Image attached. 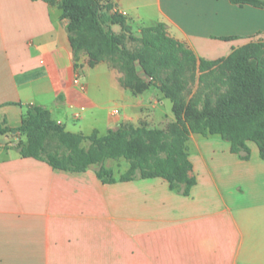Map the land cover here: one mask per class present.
Wrapping results in <instances>:
<instances>
[{
  "label": "crops",
  "instance_id": "obj_1",
  "mask_svg": "<svg viewBox=\"0 0 264 264\" xmlns=\"http://www.w3.org/2000/svg\"><path fill=\"white\" fill-rule=\"evenodd\" d=\"M60 2L0 0V120L19 127L41 106L87 137L138 121L140 101L107 65L82 57L75 69ZM111 3L139 31L167 25L198 59L264 40V9L229 0ZM248 147L246 160L220 136L191 134L196 185L183 195L163 179L104 184L95 167L63 172L0 146V264H264V160Z\"/></svg>",
  "mask_w": 264,
  "mask_h": 264
},
{
  "label": "trees",
  "instance_id": "obj_2",
  "mask_svg": "<svg viewBox=\"0 0 264 264\" xmlns=\"http://www.w3.org/2000/svg\"><path fill=\"white\" fill-rule=\"evenodd\" d=\"M42 1L55 4L57 0ZM60 1L63 18L69 21L76 70L82 52L89 54L91 68L104 61L107 52H112L128 63L138 62L151 78H156L153 67L179 71L185 65L195 67L198 64L201 82L210 72L221 85L207 87L209 91L214 88V94L201 88L188 104L161 87L165 97L173 103L175 122L168 130L122 126L104 137H87L67 132L44 107L31 106L19 127H10L6 120H0V137L8 134L17 137L20 133L28 136V144L18 147L22 157L46 162L55 170L69 173H85L95 167L97 178L104 184L163 179L172 190H179L183 195H188L196 185V180L190 177L192 164L188 142L191 134L220 136L231 144L232 153L246 160L250 157L248 143L252 142L264 160V40L240 47L228 57L209 61L198 59L184 43L169 35L167 25L159 23L142 29L143 51L131 52L123 47L122 36L107 27L121 25L129 30L126 19L112 12L114 6L110 1L107 14L100 13L99 0ZM229 1L241 7L264 9L262 0ZM227 72L234 75L229 76ZM50 138L59 143L55 153L48 151ZM86 141L90 142L88 149L83 147ZM120 159L129 162L130 169L117 179L105 163Z\"/></svg>",
  "mask_w": 264,
  "mask_h": 264
},
{
  "label": "rangeland",
  "instance_id": "obj_3",
  "mask_svg": "<svg viewBox=\"0 0 264 264\" xmlns=\"http://www.w3.org/2000/svg\"><path fill=\"white\" fill-rule=\"evenodd\" d=\"M99 1L100 13H109L107 7L108 1L111 2V0ZM111 5L114 6L113 4ZM114 11L115 7L112 8V12ZM118 14L123 17L120 12ZM126 26L129 30H124L121 25H107L108 29L113 33L122 36V45L125 49L131 52H142L143 45L140 41L142 30L139 31V29H135L129 24H126ZM93 48H96L95 44ZM82 57H86L90 64V57L87 52L81 53L80 60ZM104 58V61L99 64H105L114 71L120 78L121 86L132 91L135 98L140 101L136 103L140 109L139 120L122 126H141L149 130H168L171 124L167 115H169L173 103L165 97V94L161 91V87H166L184 103L188 104L201 91V88L202 91H205L206 88L208 94H214V88L209 91L207 87L209 85H221L216 77L209 75L210 72L206 75L204 82H201L202 73L199 70L198 64L195 67L185 65L179 71L159 69L152 66L155 69L156 78H151L143 71L138 62L128 63L126 60L120 59L117 53L107 52ZM227 74L229 76L234 75L232 72H227ZM217 75L220 74L218 73ZM222 90L224 91V88ZM212 96L214 97V95ZM165 103H168V106ZM4 137V140L0 142V146L14 147L18 151L19 146H26L29 141L28 136L24 133L18 134L15 139L12 134L5 135ZM47 144L48 151L54 153L58 151L59 143L55 138H50ZM89 146V141L83 144V147L86 149ZM108 169H111L114 172V176L118 179L130 169V164L124 159L111 160L108 162Z\"/></svg>",
  "mask_w": 264,
  "mask_h": 264
},
{
  "label": "built area",
  "instance_id": "obj_4",
  "mask_svg": "<svg viewBox=\"0 0 264 264\" xmlns=\"http://www.w3.org/2000/svg\"><path fill=\"white\" fill-rule=\"evenodd\" d=\"M122 15H124L123 13H121ZM120 112L118 111V110H115L114 112H113V114L114 115H117V114H119Z\"/></svg>",
  "mask_w": 264,
  "mask_h": 264
}]
</instances>
